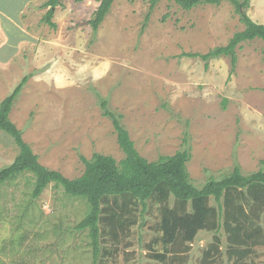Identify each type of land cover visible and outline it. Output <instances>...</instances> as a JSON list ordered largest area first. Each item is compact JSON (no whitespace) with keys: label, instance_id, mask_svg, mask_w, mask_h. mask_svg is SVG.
<instances>
[{"label":"rangeland","instance_id":"1","mask_svg":"<svg viewBox=\"0 0 264 264\" xmlns=\"http://www.w3.org/2000/svg\"><path fill=\"white\" fill-rule=\"evenodd\" d=\"M47 1L0 0V105L28 77L10 119L43 166L76 179L81 156L124 158L104 99L147 160L190 148L188 171L199 188L237 164L245 176L264 170V41L242 43L235 68L227 56L188 55L226 46L245 29L232 3L184 10L161 0L143 30L149 1L116 0L95 32L101 0H62L55 27ZM247 13L264 25V0H251ZM18 153L0 131V170ZM33 187L30 174L0 186V264H93L88 234L74 230L87 203L53 185L33 199ZM159 222L154 207L98 264H163L150 256L167 249L155 243ZM214 235L198 234L187 264H200ZM223 242L222 263L235 264ZM243 264H264V246Z\"/></svg>","mask_w":264,"mask_h":264},{"label":"trees","instance_id":"2","mask_svg":"<svg viewBox=\"0 0 264 264\" xmlns=\"http://www.w3.org/2000/svg\"><path fill=\"white\" fill-rule=\"evenodd\" d=\"M62 0H48L46 20L55 27L52 18ZM83 2L84 0H76ZM116 0H101L90 24L98 32ZM150 7L143 30L161 0H148ZM230 2L236 7L245 29L236 33L226 46L208 54H188L205 61L221 56L237 63V48L245 42L264 41V25L248 15L251 0H174L184 10L198 5L220 6ZM28 81L25 77L0 105V131L14 139L19 153L14 162L0 170V186L30 174L34 187L33 199L39 198L53 185L72 198L83 199L88 212L74 230L87 233L93 264L112 257L108 245H120L121 237L128 236L148 211L158 208V231L163 234L156 244L166 246V252H151V258L163 264H187L185 258L201 231L214 233V241L204 251L200 264H223V236L226 237V255L229 261L243 264L254 255L256 248L264 246V170L245 176L237 164L234 170L221 179H210L201 188L194 185L188 171L192 159L190 148L172 156L149 161L140 155L129 132L117 116L101 99L106 117L113 122L117 142L124 153L121 161L95 153L92 158L81 156L84 173L68 179L60 172L43 166L38 155L24 141L23 133L10 119L14 102ZM264 163V162H263ZM184 259V260H183ZM2 264V263H1Z\"/></svg>","mask_w":264,"mask_h":264}]
</instances>
